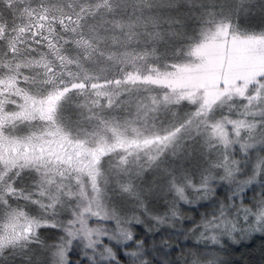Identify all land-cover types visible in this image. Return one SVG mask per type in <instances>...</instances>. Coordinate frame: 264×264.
Returning <instances> with one entry per match:
<instances>
[{"label": "rangeland", "instance_id": "obj_1", "mask_svg": "<svg viewBox=\"0 0 264 264\" xmlns=\"http://www.w3.org/2000/svg\"><path fill=\"white\" fill-rule=\"evenodd\" d=\"M161 2L171 4L168 10L183 16L186 27L192 18H210L214 6L213 0ZM127 3L119 0L115 9ZM67 16L46 0H0V170L33 171L42 186L26 205L46 207L51 215L9 208L0 217V256L23 251V264H70L85 257L83 264H142L143 256L115 253L130 240L118 217L134 207L145 212L158 184L171 180L174 196L188 201L194 178L187 172L211 169L210 156H221L227 177L242 184L255 180V153L264 150V136L256 133L264 116V34L245 33L225 21L206 25L176 64L145 76L136 64L139 74L131 82L147 85L150 76L152 83L143 89L152 91L139 102L130 97L131 108L117 107L133 113L135 122L101 121L87 129L86 110L62 107L61 101L72 87L78 97L92 87L101 89L99 95L110 93L100 69L111 56L101 50L100 39L82 33L84 18ZM65 34L75 38L65 41ZM66 45L78 51L62 53ZM140 83L134 85L140 89ZM243 170L246 178L239 177ZM0 189L11 192L6 185ZM235 190L233 196L245 188ZM45 226L61 234L52 248L38 232Z\"/></svg>", "mask_w": 264, "mask_h": 264}, {"label": "trees", "instance_id": "obj_2", "mask_svg": "<svg viewBox=\"0 0 264 264\" xmlns=\"http://www.w3.org/2000/svg\"><path fill=\"white\" fill-rule=\"evenodd\" d=\"M99 1L103 0H46L53 9H62L64 15L84 18L79 24L81 32L88 38L96 36V39H100L97 42L101 50L111 56V60L105 63L102 61L103 67L100 69V75L104 77L102 86L106 87L105 90L111 88L110 93L99 95L97 92L101 89L94 87L86 89L85 96L78 97L73 87L66 94L62 93L66 95L61 101L62 107L65 103V107L86 110V124H83V128L87 129L97 127L101 121L117 124L128 123L130 120L135 122V116L129 110L126 113H119L118 110L119 105L131 108V104L139 102L146 92L152 91L143 89L146 85L143 80L131 82L132 74H139L136 64L145 70L144 76L176 64L187 56L201 28L206 25L225 21L242 32L264 34V0H213L214 6L208 10L212 13L211 17L204 20L200 17L197 21L192 18L187 27L181 23L184 17L171 13L168 10L171 4H162L161 0H128L126 7L118 10L115 4L119 0H108V6L99 5ZM4 18L9 22L7 17ZM14 18H17V12H13ZM73 36L75 38V35L65 34V41L67 38L72 41ZM97 42L93 41L95 45ZM73 50L77 48L66 45L62 53H75ZM95 65L99 67V63ZM152 80V77H147L146 86ZM139 83L140 89L137 87ZM117 89L119 93L115 97ZM130 97L135 102H127ZM60 120L66 127L61 112ZM259 131L264 136V116L256 133ZM247 134L245 132L243 135ZM255 155L260 159L253 174L255 180L243 184L237 178L227 177L226 172L221 170V166H225L221 156H210L207 164L212 167L211 172L206 167L187 172L194 180L189 179L192 182L187 186L186 194L190 200L185 202L174 196L173 189L169 187L171 180L158 184L156 199L145 212L134 207L118 217L120 225L127 227L130 240L120 243L122 248L115 253L131 254V258L143 256L142 264H264V150L259 149ZM230 156L241 160L234 154ZM245 171H241L239 177L246 178L248 175L247 171L244 174ZM0 175L4 176L0 179V187L6 185L11 189L10 193L0 189V217L15 205L34 217H51L46 213V207L26 205L30 202L29 197L37 198L36 193L42 186L33 171L24 169L18 172L16 168H11L4 174L0 170ZM215 178L217 180H213ZM240 186L245 191L233 196L235 189ZM53 215L58 216L60 212ZM38 232L42 240L51 242V248L61 240L57 228L45 226ZM217 243H220L219 246ZM23 253L20 251L18 254L0 256V264H21L25 258ZM83 260L87 261L86 257L81 262L75 258L70 264H83ZM42 264H47V261Z\"/></svg>", "mask_w": 264, "mask_h": 264}, {"label": "bare ground", "instance_id": "obj_3", "mask_svg": "<svg viewBox=\"0 0 264 264\" xmlns=\"http://www.w3.org/2000/svg\"><path fill=\"white\" fill-rule=\"evenodd\" d=\"M244 223V222H243ZM256 236V235H255Z\"/></svg>", "mask_w": 264, "mask_h": 264}, {"label": "flooded vegetation", "instance_id": "obj_4", "mask_svg": "<svg viewBox=\"0 0 264 264\" xmlns=\"http://www.w3.org/2000/svg\"><path fill=\"white\" fill-rule=\"evenodd\" d=\"M65 126V125H64Z\"/></svg>", "mask_w": 264, "mask_h": 264}]
</instances>
